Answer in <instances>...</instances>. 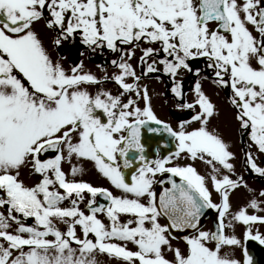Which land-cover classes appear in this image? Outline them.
Instances as JSON below:
<instances>
[{
    "label": "snow or ice",
    "instance_id": "6c2138e0",
    "mask_svg": "<svg viewBox=\"0 0 264 264\" xmlns=\"http://www.w3.org/2000/svg\"><path fill=\"white\" fill-rule=\"evenodd\" d=\"M41 23L112 71L66 66ZM146 79L188 117L161 119ZM245 173L264 180V0H0V264H258Z\"/></svg>",
    "mask_w": 264,
    "mask_h": 264
},
{
    "label": "rangeland",
    "instance_id": "374dc122",
    "mask_svg": "<svg viewBox=\"0 0 264 264\" xmlns=\"http://www.w3.org/2000/svg\"><path fill=\"white\" fill-rule=\"evenodd\" d=\"M37 28L45 34V44L46 46L49 48V50L51 51L52 55L55 57L57 52L59 51L61 54L67 56V60L65 61V65L67 66L68 62L71 61V54H73L74 56V59L75 61H78L80 59H83L84 60V63L87 67L91 68L93 71H97L98 70L96 69L95 65L98 64V61L96 62V59L97 58H100L98 55H94V57H92L89 61L86 60L83 57H81L79 55V51H80V48L77 47V49L75 51H73L72 53V49L70 47H68L67 44H64L60 47V49H55L51 43H50V39L51 37L53 36V33L47 31L44 26H43V23L41 24H38L37 25ZM88 54V53H87ZM145 83L148 84L149 86V91H150V94L152 95L153 97V105L155 106L156 108V111H157V114L158 116L161 118V119H165V120H168L170 121L171 123H173V125L175 126V123L177 121V116H173L172 114H175L177 115L178 114V110L174 107V102L172 100H169L168 99V102L167 103H164V98L163 97H159L157 96V93H160V92H164V89L163 87H155L153 85L154 81H145ZM223 110H221L222 112ZM182 114V112L180 113V115ZM224 116V117H223ZM223 116L221 115L220 117V123H221V126L223 127V121L225 120V117H228V113L227 112H223ZM217 121H214V123H216ZM230 139L233 141L235 147H234V151H237L238 152V149H239V145H238V141L236 140L237 138L235 137L234 133L232 132L231 135H230ZM238 155H239V152H238ZM199 170L203 171L204 168L200 166V164L198 162H196V165H195ZM237 169L239 171L240 169V164L239 162H237ZM87 179H93L94 180V177H86ZM245 193V191L243 189H241L239 192L236 193L235 196H241ZM245 197H241V198H232L233 200V204L234 205H237V204H240L242 205L244 200H245ZM240 232V229H237V234H239ZM237 255H239V251L237 250Z\"/></svg>",
    "mask_w": 264,
    "mask_h": 264
},
{
    "label": "flooded vegetation",
    "instance_id": "af4514ba",
    "mask_svg": "<svg viewBox=\"0 0 264 264\" xmlns=\"http://www.w3.org/2000/svg\"><path fill=\"white\" fill-rule=\"evenodd\" d=\"M68 45V44H67ZM68 47H70L72 50V53L73 51H75L77 49V47L75 46H70L68 45ZM98 55V54H97ZM100 58H97L96 59V62L98 61V63H102L104 64L105 67L108 68V71L111 72L112 71V68L110 67V65L107 63L108 60L112 59L113 57L111 56V54L109 53H105V56L102 57L100 55H98ZM94 57V56H93ZM84 58L86 60H90L88 58V54H87V51L85 50V55H84ZM74 59V56L73 54H71V61L72 62H75ZM166 77H162V80L166 81ZM145 81H154L153 85L155 87H163L164 91H165V83H162V82H158V81H155L154 79H146ZM193 83V80L190 76V74L186 75L185 76V89L187 90L190 85ZM205 87V90L207 91V93L212 96V99L216 102V104L220 107L222 111V116H223V112H227L228 113V116H230L231 114V109L229 108V106L227 105L226 103V99H225V92L224 91H221L219 96H216L214 93L216 91V89L210 84V82L208 83H205L204 85ZM190 95V93H189ZM168 99L169 100H172L170 95L168 96ZM173 101V100H172ZM174 102V101H173ZM180 111H178V114L175 115V114H172L173 116H177V119H184V118H187L188 117V113L187 112H182V114L180 115ZM224 117V116H223ZM233 129H234V125H233ZM235 135V137L237 138L236 140L238 141V145L240 147V144H239V138L238 136L236 135L235 131L233 130L232 131ZM200 164L201 167L205 168V165H203L201 162H198ZM245 176H246V179L248 180V183L250 186L254 187V188H261V187H264V180H261L260 178L258 177H254L248 173H245ZM247 193L245 192L243 195L241 196H233L234 198H241V197H244L246 196ZM216 217V213L215 212H212L209 219L204 223V226L205 228H211L213 227V224H212V221L215 219ZM176 243V242H174ZM181 247H183V245L181 244L180 245ZM248 247L249 249L253 252V254L255 255L257 261H258V264H264V252H260L258 249H259V246L255 244V242H248Z\"/></svg>",
    "mask_w": 264,
    "mask_h": 264
},
{
    "label": "water",
    "instance_id": "95a60500",
    "mask_svg": "<svg viewBox=\"0 0 264 264\" xmlns=\"http://www.w3.org/2000/svg\"><path fill=\"white\" fill-rule=\"evenodd\" d=\"M210 212H211V210L206 214V215H207V218L204 219V220L202 221L203 224L208 220V218H209V216H210ZM178 235H179V234H178Z\"/></svg>",
    "mask_w": 264,
    "mask_h": 264
}]
</instances>
